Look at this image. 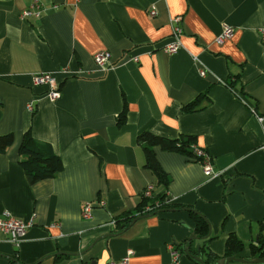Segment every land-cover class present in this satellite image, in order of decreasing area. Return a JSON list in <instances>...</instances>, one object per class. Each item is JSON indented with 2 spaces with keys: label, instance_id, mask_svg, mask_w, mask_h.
Listing matches in <instances>:
<instances>
[{
  "label": "crops",
  "instance_id": "1",
  "mask_svg": "<svg viewBox=\"0 0 264 264\" xmlns=\"http://www.w3.org/2000/svg\"><path fill=\"white\" fill-rule=\"evenodd\" d=\"M38 6L39 18L22 19ZM175 17L183 47L168 54ZM225 26L234 32L218 43ZM262 27L264 0H0V137H14L0 153V215L32 221L18 246L0 233V264H174L170 243L179 264H200L188 246L219 260L231 235L245 245L232 257L264 258ZM104 51L112 59L102 67L94 56ZM40 74L56 78L58 101L34 83ZM146 132L194 136L220 177L158 146L168 178L159 184L145 167ZM27 133L62 159L55 178L29 182L19 163ZM149 186L182 208L117 232L114 220L136 213ZM87 203L95 209L84 220ZM197 216L210 232L188 245Z\"/></svg>",
  "mask_w": 264,
  "mask_h": 264
},
{
  "label": "trees",
  "instance_id": "2",
  "mask_svg": "<svg viewBox=\"0 0 264 264\" xmlns=\"http://www.w3.org/2000/svg\"><path fill=\"white\" fill-rule=\"evenodd\" d=\"M233 86V84L231 85ZM230 86V87H231ZM202 98V96L200 97ZM198 101L187 105L184 110L186 112H193L197 108ZM125 113L122 114L121 121H123ZM139 141L144 146L146 154L145 167L150 169L158 179L159 184L167 185V175L162 170L154 148L160 146L163 150L178 152L190 157H195L193 146H196V138L194 136H182L178 140H168L159 136H155L149 132L143 133L139 137ZM14 143V137L12 134H8L0 137V153H5L9 147ZM199 148V147H198ZM202 149V148H200ZM204 150V149H203ZM20 165L26 173L28 180L31 184H35L41 181L55 178L63 168L62 159L55 153L53 147L50 144L40 143L36 141L30 133H27L21 146H20ZM144 196V195H143ZM158 204V207L155 206ZM147 207L155 208L153 211H146ZM175 208H182L174 202L167 200V195L159 194L150 198L143 197L142 203L138 206L136 213H126L124 217L114 220L118 231H125L132 222L138 217L159 215L158 212L162 210H171ZM185 207H183L184 209ZM162 214V213H161ZM195 235L198 238L205 239L210 232L209 223L205 218L197 216ZM245 249L244 243H242L236 236L231 235L226 243L225 257H232L234 254L243 252ZM202 254L205 253V247L201 248ZM188 254L194 258L199 255L198 251L193 252L189 247ZM217 257L210 253L206 264H214L217 261Z\"/></svg>",
  "mask_w": 264,
  "mask_h": 264
},
{
  "label": "built area",
  "instance_id": "3",
  "mask_svg": "<svg viewBox=\"0 0 264 264\" xmlns=\"http://www.w3.org/2000/svg\"><path fill=\"white\" fill-rule=\"evenodd\" d=\"M37 4V3H36ZM40 7L38 6V10L33 11L25 10L22 14V19H28L30 17H40ZM151 16L157 15V9L155 7H152L150 10ZM171 32H172V42L169 43L164 50L168 54H174L177 53L183 46L181 43L182 37L184 36V29L182 27V18L181 17H175L171 21ZM234 32V28L231 26H225L223 33L217 38L218 43H222L224 40L230 38ZM260 38L262 41V44L264 46V27L260 28L259 30ZM95 62L99 66H105L108 63L111 62L112 56L111 53L108 51L97 53L94 56ZM200 74L202 76H205L206 72L205 70H201ZM34 83L38 86H48L49 92L48 97L52 102L58 101L62 94L60 90V86L56 80V78L52 74H40L35 77ZM28 109L30 111L34 112L35 108L33 104H29ZM258 120L264 124V114L263 115H256ZM195 152L196 160L201 164L203 167L205 175L210 179H216L220 177V173L216 172L214 170L213 166V159L212 156L203 149H200L196 146L192 147ZM264 149V146H263ZM153 194V186H149L145 190V196L151 197ZM105 205L104 202H101V206L103 207ZM158 207V204L155 206V208ZM152 207H147L146 211H153ZM95 209V206L92 203H87L84 205L82 210V218L84 220H89L92 218L93 210ZM115 224V222H113ZM32 226V221H24L21 219L16 218L13 216L10 212H4L0 215V233L6 235L8 237L9 242L14 244L15 246H18L20 242L23 240V238L26 236L28 230ZM169 250L172 256V260L174 264H179L178 260L181 255L180 250L175 246V244L170 243L169 244Z\"/></svg>",
  "mask_w": 264,
  "mask_h": 264
},
{
  "label": "water",
  "instance_id": "4",
  "mask_svg": "<svg viewBox=\"0 0 264 264\" xmlns=\"http://www.w3.org/2000/svg\"><path fill=\"white\" fill-rule=\"evenodd\" d=\"M184 210H187V211H191L190 208H184ZM171 211H175L174 209H171V210H162L160 212H158V214H161V213H165V212H171ZM149 217V215H146V216H142V217H138L137 219H135L132 224L129 226V228L131 226H133L135 223H137L139 220L141 219H144V218H147ZM210 226V225H209ZM199 239L195 234H193L190 239L188 240V245L193 242L194 240H197ZM201 246L198 247V253L199 255L197 256H194V259L200 263V264H206L204 259H203V255H202V252H201ZM185 252L188 254L189 252V246L185 249ZM231 262H239V263H264V258H256V259H252V260H245V259H240V258H236V257H225V258H221L219 260H217L215 262V264H230ZM89 264H97V261L96 260H93L92 262H90Z\"/></svg>",
  "mask_w": 264,
  "mask_h": 264
},
{
  "label": "bare ground",
  "instance_id": "5",
  "mask_svg": "<svg viewBox=\"0 0 264 264\" xmlns=\"http://www.w3.org/2000/svg\"><path fill=\"white\" fill-rule=\"evenodd\" d=\"M147 188H148V187H147ZM147 188H146V189H147ZM153 191H154V187H153ZM144 196H145V192H144ZM152 196H153V194H152ZM152 196H151V197H152ZM145 197H146V196H145ZM146 198H150V197H146Z\"/></svg>",
  "mask_w": 264,
  "mask_h": 264
}]
</instances>
